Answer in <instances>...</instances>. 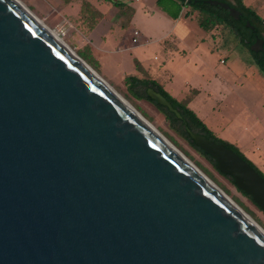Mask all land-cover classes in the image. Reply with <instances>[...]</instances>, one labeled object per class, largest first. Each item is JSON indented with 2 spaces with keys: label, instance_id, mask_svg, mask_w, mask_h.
Instances as JSON below:
<instances>
[{
  "label": "water",
  "instance_id": "water-1",
  "mask_svg": "<svg viewBox=\"0 0 264 264\" xmlns=\"http://www.w3.org/2000/svg\"><path fill=\"white\" fill-rule=\"evenodd\" d=\"M84 61L0 0V264H264V232ZM190 135L264 211V177Z\"/></svg>",
  "mask_w": 264,
  "mask_h": 264
},
{
  "label": "rangeland",
  "instance_id": "rangeland-1",
  "mask_svg": "<svg viewBox=\"0 0 264 264\" xmlns=\"http://www.w3.org/2000/svg\"><path fill=\"white\" fill-rule=\"evenodd\" d=\"M22 1L264 227V211L252 198L178 134L153 102L135 95L126 83L129 75L156 81L217 137L241 145L243 154L264 173V73L233 29L217 20L201 26L186 16L190 5L179 0ZM255 7L264 18V3ZM165 13L173 20L181 18L175 34H166L173 22ZM134 29L143 39L129 49L135 46ZM97 46L101 49L94 50ZM206 91L211 94L207 104Z\"/></svg>",
  "mask_w": 264,
  "mask_h": 264
},
{
  "label": "trees",
  "instance_id": "trees-1",
  "mask_svg": "<svg viewBox=\"0 0 264 264\" xmlns=\"http://www.w3.org/2000/svg\"><path fill=\"white\" fill-rule=\"evenodd\" d=\"M158 1L160 2V0ZM179 1H181L184 4H189L192 12L200 14V18H198V21H200L201 26L205 28H207L211 22H215L216 20L225 22L237 34L240 42L243 43L249 49L256 63L259 65L260 69L264 73L263 52L256 53L251 51L250 49L251 44L254 43L257 38L264 39V18L261 17L256 10L248 7L243 2V0H224L226 2H229L232 6H234L241 12V19L236 20L230 16L228 10L223 9L220 6L210 5L206 2V0H179ZM114 3L120 6H124L123 2L114 1ZM130 12L132 13L133 11L130 10ZM247 22H250L251 24L250 27L247 26ZM89 60H91V62L95 61V66L98 65L97 60L96 59L93 60V57L90 55H89ZM126 83L128 84L129 89L135 95H137L140 98H145L153 102L160 109V111L164 113L166 118L169 120L171 127L178 134H180L187 141H189V143L192 146H194L203 155H205L216 167H217V162L215 161V159L210 155L206 154L199 146L196 145V143L194 142V140L190 135V132L204 134L208 138L214 139L219 143L225 144L228 148L233 149L236 153L241 155L264 177V173L243 154V152L240 150V148L237 145L217 137L212 132V130H210L207 127V125L203 122V120L191 108L187 106L186 103L178 101L167 90H165L163 86L158 84L156 81L149 79H141L136 75H129L126 78ZM149 88H154L157 91L161 92L172 103L174 108H176L180 112L181 117H178L174 112L170 111L169 108L158 104V102L150 98V96L148 95ZM230 178L233 180L232 177Z\"/></svg>",
  "mask_w": 264,
  "mask_h": 264
},
{
  "label": "bare ground",
  "instance_id": "bare-ground-1",
  "mask_svg": "<svg viewBox=\"0 0 264 264\" xmlns=\"http://www.w3.org/2000/svg\"><path fill=\"white\" fill-rule=\"evenodd\" d=\"M21 7L26 9L33 18H35L45 29H47L50 33H52L74 56L80 59V56L69 47L65 41H63L58 32L52 30L49 26H47L22 0H16ZM84 64L87 65L97 76L99 73L86 61ZM100 79L103 80L108 87L115 93V95L129 108L134 110L141 118L147 122L158 134H160L172 147H174L202 176H204L211 184H213L220 192H222L236 207H238L254 224H256L263 232L264 227L258 223L255 218L247 212L241 205H239L230 195H228L221 187H219L205 172H203L181 149H179L167 136L162 133L158 127L153 124L149 119H147L134 105H132L122 94H120L110 83H108L105 79H103L99 75Z\"/></svg>",
  "mask_w": 264,
  "mask_h": 264
},
{
  "label": "crops",
  "instance_id": "crops-1",
  "mask_svg": "<svg viewBox=\"0 0 264 264\" xmlns=\"http://www.w3.org/2000/svg\"><path fill=\"white\" fill-rule=\"evenodd\" d=\"M157 1V0H156ZM161 1V0H160ZM153 2L155 3V0H153ZM152 2V3H153ZM243 2L248 6V7H250V8H252V9H254V8H256L255 7V5L257 4V5H259V4H263L264 3V0H243ZM249 2V3H248ZM255 4V5H254ZM255 10V9H254ZM166 14V13H165ZM197 14V13H196ZM195 14V12H192L191 10H190V12H188V13H186V16L187 17H192L193 19H195V20H197L198 21V16ZM162 15H164V14H162ZM166 18H167V21H172L173 23H172V26L168 29V31L166 32V34L167 33H169V32H171L172 34H175L176 32H177V28L179 27V25L180 24H182V22H181V18H179V17H177L176 19H172L171 18V16H169L168 14H166V15H164ZM164 22V21H163ZM187 25V24H186ZM188 26V25H187ZM184 27H185V25H184ZM134 30H136V29H134ZM138 30V29H137ZM141 33V32H140ZM112 35H113V33H112ZM133 37H134V31H133V34H132V39H131V42L133 43V44H135V46H129V49H131V48H133V47H138L140 44V42H141V40L143 39L142 38V34H140V38H139V40L137 41V42H133ZM115 40H117V37H116V39ZM183 41H185V36L183 37ZM150 43L152 42V41H149ZM121 43H123V42H121ZM148 43V42H147ZM141 44H143V43H141ZM96 48H100L101 49V46H97V47H94L93 49L94 50H96ZM117 51V50H116ZM206 94H207V91H206ZM200 95V94H199ZM196 98H198V95L192 100V101H194ZM210 98H211V94L210 93H208L207 94V98H205V101L204 102H206L205 104H207V102L210 100ZM192 103V102H191ZM239 146V148L241 149V145H238Z\"/></svg>",
  "mask_w": 264,
  "mask_h": 264
},
{
  "label": "built area",
  "instance_id": "built-area-1",
  "mask_svg": "<svg viewBox=\"0 0 264 264\" xmlns=\"http://www.w3.org/2000/svg\"><path fill=\"white\" fill-rule=\"evenodd\" d=\"M140 31L139 30H134V37H133V42H137L140 38Z\"/></svg>",
  "mask_w": 264,
  "mask_h": 264
}]
</instances>
